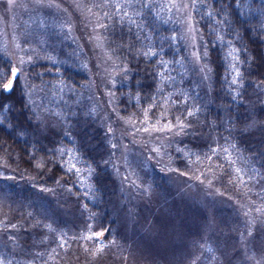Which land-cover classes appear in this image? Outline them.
<instances>
[{"label": "trees", "instance_id": "16d2710c", "mask_svg": "<svg viewBox=\"0 0 264 264\" xmlns=\"http://www.w3.org/2000/svg\"><path fill=\"white\" fill-rule=\"evenodd\" d=\"M85 2L99 17L105 12L109 14V18L102 20L109 29L106 32L101 27L105 43L120 65L128 69L126 74L123 71L119 74L114 86L119 111L138 118L145 116L146 111L150 116L165 112L172 119L179 117L191 126L182 131L185 137L180 139L184 145L181 150L187 156L170 148L171 159L176 161L178 169L192 167L193 153H216L212 150L217 145L219 159L206 163L208 171L215 174L214 183L236 198L244 190L252 198L264 194V190L254 193L246 188V179L237 173V169L245 167L256 171L259 180L260 174H264V104L258 89L264 80V64L252 58L264 48V0H238V3L237 0H197L194 6L191 3L207 66L204 76L192 61L181 29L165 1L150 0L149 7H141L139 3L120 7L125 0ZM125 11L129 16L140 13L133 16L140 28L118 23L117 17H123ZM44 36V48L51 53L34 59L26 71L29 81L36 85L53 84L57 101L53 107L43 99L40 101L39 106L47 115L45 122L40 116L41 109L32 105L29 96L25 97L27 120L18 111L0 113L5 117L0 125V234L8 232L17 238L14 249L26 258L45 256L49 258L46 262L43 260L46 264L55 254L57 258L62 257L59 264H65L71 259L67 253L73 251L67 247L61 252L64 247L57 233L64 228L68 230L69 226L74 232L73 229L82 228L81 224L103 230L105 238L112 232L118 235L122 227L116 224V219L124 205L115 195L116 181L103 126L91 119L84 102L76 96L77 90L83 88L85 70L71 55L72 44L52 39L50 34ZM230 46L234 47L231 52L235 59L228 55ZM150 48L159 53V58L141 55ZM9 60L0 52V71L7 73L12 66L7 63ZM161 60L167 63L161 65ZM9 78L6 76L0 81V87ZM233 79L237 81L235 84ZM158 88L163 89L162 93L157 92ZM19 97L17 89L12 99L16 101ZM186 111L195 115L187 116ZM215 139L217 142H213ZM70 147L77 148L89 164L90 186L78 182L77 172L66 171L73 165L68 154ZM185 157L191 160L187 162ZM150 168L149 177L144 179L148 188L155 194L168 190L161 169L152 165ZM260 204L264 209V198ZM255 230L253 246L259 249L263 238L259 228ZM229 236L228 232L220 238L227 240ZM0 240L7 246L12 245L4 237ZM225 249V256L229 258L228 244ZM217 264H229V260Z\"/></svg>", "mask_w": 264, "mask_h": 264}, {"label": "rangeland", "instance_id": "374dc122", "mask_svg": "<svg viewBox=\"0 0 264 264\" xmlns=\"http://www.w3.org/2000/svg\"><path fill=\"white\" fill-rule=\"evenodd\" d=\"M163 1L181 29L182 38L199 74L204 76L207 66L200 48L201 36L191 14L192 0ZM184 4L188 6L184 7ZM99 18L97 11L85 0H46L44 5H37L31 0H14L12 4L8 0H0V52L10 59L11 67L24 70L21 80L25 85L33 86L27 92L30 94L29 101L36 109L40 108L42 99L52 107L57 101L54 100L56 95L53 84L36 85L29 81L26 71L34 59L51 53L44 48V35L50 34L52 39L59 38L72 44L70 53L77 58L86 73L83 88L81 91L77 90L76 96L84 102L86 113L92 116L91 119L103 126L105 142L109 148L110 167L116 181L115 195L119 196L124 205L116 219V224L122 227V232L118 235L112 232L108 238L104 235L98 239H89L96 232L104 231L81 224L82 228L73 229L74 232L70 230V226L68 230L64 228L58 232L57 239L64 247L61 252L67 247L73 251L69 255L67 253V258L71 259L65 264H217L228 260L246 264V254L254 256L256 260L264 259V223L261 222L264 221V216L255 211V208L261 207L264 194L252 198L244 190L243 196L241 193L236 198L214 183L215 174L208 171L207 164L208 160L219 159L220 147L217 145L213 146L216 151L212 150L216 153H193L195 166L192 164L191 168L186 166L185 169H178L176 161L171 159L170 148L187 156L181 150L184 145L180 139L185 137L182 131L151 130L153 124L162 127L168 121L176 123L167 113L158 112L156 116L147 114L146 119L145 116L131 117L119 111L114 86L123 66L108 49L102 28L97 27L98 21L102 23ZM189 28H194V31L190 32ZM97 36L100 37L99 41ZM101 42L102 47H98ZM229 49L232 51L234 47L230 46ZM21 59L26 63L20 64ZM200 68H204L205 72L199 71ZM258 89L260 100L264 104V80ZM40 116L45 122L47 115L42 111ZM145 120L150 131L135 132L136 128L145 126L142 123ZM262 121L264 126V120ZM213 142H217V139ZM113 144L116 145L115 148L112 147ZM153 148H160L159 154L154 153ZM68 154L72 164L79 169L76 176L78 182L83 181L85 186H90V167L81 152L70 147ZM185 160L189 162L191 158L185 157ZM151 165L161 169L168 190L155 194L148 188V182L144 179L149 177ZM241 168L243 170L239 169L237 173L246 179V188L254 193L264 190V179L259 180L256 171ZM143 189H148L149 193L146 195ZM249 209L252 211L246 216L245 212ZM250 218H257L252 231L254 234L257 231L255 228H259L263 240H260L259 249L254 248L253 243L247 245L245 253L241 251L240 235L246 233ZM162 221L167 222L166 229L160 228ZM228 232L229 239H223V242L220 236H225ZM1 237L6 238L5 241L13 246H7L0 240V258H4V264H45L43 260L46 262L49 259L39 255L26 258L14 249L17 238L8 232L6 235L0 234ZM226 244L231 249V259L225 256ZM70 255L72 256L69 257ZM59 258L53 254L51 262L46 264H59ZM247 264H255V261H247Z\"/></svg>", "mask_w": 264, "mask_h": 264}, {"label": "snow or ice", "instance_id": "6c2138e0", "mask_svg": "<svg viewBox=\"0 0 264 264\" xmlns=\"http://www.w3.org/2000/svg\"><path fill=\"white\" fill-rule=\"evenodd\" d=\"M31 2L37 4V5H44L46 0H31ZM105 2L107 3L108 0H105ZM197 0H192V5L194 6L196 4ZM9 4L14 3V0H8ZM139 3L141 5V7H149L150 6V0H125L124 5H121L120 7H127L130 4H136ZM238 3V0H237ZM100 5H96V7H99ZM187 4H184V7H187ZM89 11H91L89 9ZM264 11V10H262ZM136 15H140L139 12H135L133 13V16ZM208 15L211 17L212 13L209 12ZM133 16H129V14L127 13V11L124 12V16L123 17H117V21L119 24H121V26H123L124 23H127L129 25H136L137 28H140L141 26L139 24L136 23V20L133 18ZM104 18H109V14L107 12H105L103 14V17H100V20H103ZM126 18V20H125ZM97 27H102L104 29L107 30L109 29V26L107 24H103V23H97ZM129 31H131V28L129 29ZM189 31H194V28H189ZM139 38V37H137ZM96 39L99 41L100 37L97 36ZM217 39L221 42V43H225L224 38L222 36H218ZM262 43H264V41H262ZM228 45H231V41L227 42ZM19 47V45H17ZM98 47H102V42L99 43L97 45ZM245 52H247V49H245ZM141 55L146 56V57H151V56H156L157 58H159V53L158 52H153L151 50V48L149 49L148 52H142ZM229 56H233V53L230 51L228 53ZM205 56H207V53L205 52ZM111 58V57H109ZM233 58L235 59V57L233 56ZM253 59H255L259 64H264V48H261L253 57ZM51 59V58H49ZM31 61V57L29 58V62ZM7 63L9 65H11V61H7ZM26 63V61H24L23 59L20 60V64H24ZM161 65H164L167 63V61H160ZM181 67H183V64H181ZM122 71L126 74L128 72V69L123 68ZM199 71H201L202 73L205 72L204 68H200ZM208 71L210 72L211 69H208ZM40 75V74H37ZM158 75H162V74H158ZM237 75H239V73H237ZM10 77V79H7L6 82H4L2 84V87H0V113H16L17 111L19 112V115L24 116V118L27 120L28 117L26 115V112L28 110V104L25 103V97L30 95L27 92L28 88L33 87L32 85L28 84L25 85L22 80L21 77L24 76V70L19 68V67H11L9 66L7 73H4L2 71H0V81H3L5 79V77ZM169 79H171L169 77ZM237 81L236 79H233L232 83L235 84ZM19 89L20 91V97L18 100L14 101L12 98L16 96V90ZM163 89L158 88L157 92L158 93H162ZM17 105H19V107H17ZM155 105H153L154 107ZM198 111V110H197ZM187 116H194L195 113L192 111H186ZM145 118L147 119V111L144 113ZM5 117L4 116H0V125H3ZM173 119L176 121L175 124H173L171 121H168L166 123L163 124L162 127H157L156 124L152 125V129L153 131L156 132H172L174 129L177 130V133L180 131H183L185 128L190 127V124H185L184 121H182L179 117H173ZM145 124L144 127L142 128H136L135 132H140L143 131L145 133L149 132L150 129L149 127L146 126V120L144 122H142ZM159 123V122H157ZM255 123V122H254ZM5 128L9 127V125H4ZM17 127H19V125H17ZM113 148L116 147L115 144L112 145ZM233 147H235L233 145ZM152 151L154 153L159 154L160 152V148H153ZM213 151H216L215 149H213ZM223 151L227 152V149H224ZM199 158V157H197ZM66 171L68 172H78L79 169L76 168L75 164L72 165L71 168L67 169ZM237 171L239 172L240 170L237 169ZM261 175V179H264V174H260ZM125 179H127V177H125ZM211 184V181H210ZM143 192L147 195L149 193L148 189H143ZM252 211V209H249L248 212H245V215L248 216L249 213ZM256 213L258 214H262L264 213V209L257 207L255 208ZM257 218H250L248 220V224H247V230L246 233H241L240 235V240L242 242V247H241V251H244L245 253H247V245L252 244L254 242V240L256 239V237L253 236V231L252 228L255 224ZM262 223H264V221H261ZM13 227H15V225H13ZM160 228L161 229H166L167 228V222L166 221H162L160 224ZM105 233L104 232H96L94 234L93 237H88L89 239H98L101 236H104ZM245 261L247 264V261H255V264H264V259L262 260H256V258L254 256L251 255H245ZM0 264H4V258H0ZM229 264H231V261H229Z\"/></svg>", "mask_w": 264, "mask_h": 264}]
</instances>
